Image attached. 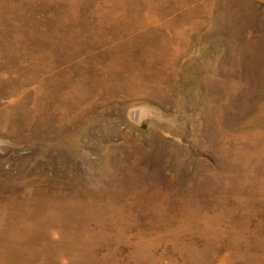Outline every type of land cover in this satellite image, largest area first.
<instances>
[{
  "label": "rangeland",
  "instance_id": "obj_1",
  "mask_svg": "<svg viewBox=\"0 0 264 264\" xmlns=\"http://www.w3.org/2000/svg\"><path fill=\"white\" fill-rule=\"evenodd\" d=\"M0 264H264V0H0Z\"/></svg>",
  "mask_w": 264,
  "mask_h": 264
}]
</instances>
